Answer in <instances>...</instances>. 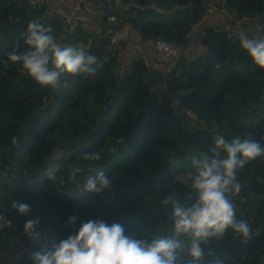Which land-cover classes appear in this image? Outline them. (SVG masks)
<instances>
[{
  "label": "trees",
  "instance_id": "obj_1",
  "mask_svg": "<svg viewBox=\"0 0 264 264\" xmlns=\"http://www.w3.org/2000/svg\"><path fill=\"white\" fill-rule=\"evenodd\" d=\"M77 1L60 3L87 13L93 0L79 6ZM122 1H130L127 11L137 9V16L114 13L117 22L107 24L106 12L65 25L46 4L0 0V205L15 223L0 230V250L23 252L22 264H34L33 253L52 250L88 220L119 223L125 234L149 243L172 238L173 204L164 201L172 197L185 207L196 202L193 159L210 155L217 135L251 137L264 145V70L254 67L239 44L240 32L264 36V0ZM210 8L216 9L213 19L204 21ZM32 20L51 26L62 46L95 55L100 65L95 74L61 76L55 89L40 88L20 64L5 66L14 44L23 50ZM114 34L121 38L111 43ZM158 39L176 44L182 54L157 66L149 63ZM95 152L100 160L83 159ZM74 164L85 171L70 181ZM99 170L110 187L85 191L86 180ZM236 178L239 193L227 195L236 219L249 225V236L229 228L201 240L204 255L193 264H264V156ZM13 201L30 210L18 214ZM152 208L156 218L142 220ZM28 220L37 221L31 234L22 232ZM176 238L184 245L176 264H189L191 237ZM0 262L9 259L0 254Z\"/></svg>",
  "mask_w": 264,
  "mask_h": 264
},
{
  "label": "clouds",
  "instance_id": "obj_2",
  "mask_svg": "<svg viewBox=\"0 0 264 264\" xmlns=\"http://www.w3.org/2000/svg\"><path fill=\"white\" fill-rule=\"evenodd\" d=\"M22 39L23 50L19 43L14 44L6 53L4 64H20L40 88L55 89L61 76L94 75L100 67L95 55L83 47L57 43L52 27L37 20L28 23ZM239 44L254 67L264 70V36L249 38L240 32ZM209 152L210 155L202 154L200 159L194 158L192 161L196 173L192 187L198 193L196 202L191 207H185L172 197L164 201L167 204L171 200L173 204L172 238H159L149 243L125 234L124 227L119 223L88 220L80 225L74 235L61 240L52 250L35 252L30 259L34 264H176V253L184 246L176 237L183 234L191 237L189 255L192 260L189 264H193L204 255L201 240L222 236L229 228L248 237L249 225L236 219V208L227 193H239L241 184L237 181V172L250 161L264 156V145L251 137L241 139L237 135L226 140L222 135H217ZM222 153L223 159L220 158ZM100 158L99 152L83 157L93 161ZM83 171L85 169L79 164L72 165L68 179L75 181ZM48 176L55 180L53 170H49ZM110 185L109 177L99 170L94 177H88L84 190L101 193ZM11 208L21 215L30 210L29 205L17 201L12 202ZM5 223L10 225V221ZM36 224V220L26 221L23 232L31 234ZM217 264L222 262L217 261Z\"/></svg>",
  "mask_w": 264,
  "mask_h": 264
},
{
  "label": "built area",
  "instance_id": "obj_3",
  "mask_svg": "<svg viewBox=\"0 0 264 264\" xmlns=\"http://www.w3.org/2000/svg\"><path fill=\"white\" fill-rule=\"evenodd\" d=\"M27 3L31 7L39 6L41 4H46L50 13H53L55 17L61 21L65 25H72L75 21H85L89 18L88 13H77V8L73 10H69L60 3L62 0H21ZM84 0H78L76 5H81ZM88 16V18H86ZM18 18L14 19L15 23H18ZM117 22V17L114 14H108L106 16V23L111 24ZM120 36L117 34L111 35L110 42L115 43L120 40ZM181 53V49L174 43H170L161 39L153 41L151 45V56L149 63H153L155 66L161 60L170 59V58H177ZM13 144H16L15 139H12ZM3 178L7 177L6 172L1 173ZM242 202L245 201L244 198L241 200ZM5 221H10V225L6 224ZM14 221L8 217L5 210L0 205V230H11L14 228ZM0 264H3L0 262Z\"/></svg>",
  "mask_w": 264,
  "mask_h": 264
},
{
  "label": "rangeland",
  "instance_id": "obj_4",
  "mask_svg": "<svg viewBox=\"0 0 264 264\" xmlns=\"http://www.w3.org/2000/svg\"><path fill=\"white\" fill-rule=\"evenodd\" d=\"M175 4V2H173ZM212 3L214 5L217 4V1L213 0ZM171 4V3H170ZM133 4L130 3V1L128 2H124L122 0H99V1H91L90 4H88L89 6V10H88V14L91 16H102L103 13L106 12H110L109 14H114L117 13L119 15H121L123 18H126L127 16H137V9H134L132 11H127L129 9L130 6H132ZM68 11L69 10H73L71 8H67ZM216 9L210 8L208 10H206L205 14H204V18L203 20H212L213 19V15L211 12H214ZM77 11V10H76ZM85 13L84 9L81 11L78 10V13ZM102 12V13H101ZM207 13V14H206ZM222 12L220 11V13H218V19L220 20V23L223 24L222 22H224V18L222 17ZM87 14H85L86 16ZM86 18H88V16H86ZM90 18V17H89ZM141 49H138V54L140 53ZM151 49L149 52V56H151ZM57 96V94H56ZM60 154H58L55 158L59 157ZM143 214V213H142ZM157 215V211L155 208L152 209H147L143 215H141L140 217L142 218V220L144 221H152L156 218ZM23 232V230H22ZM1 240L3 241L4 238L2 237ZM5 252V253H3ZM0 254L1 256H6L9 259V264H22L20 263V261L22 260L24 253L23 252H19L17 250H15L13 247H10L9 250L7 251H1L0 250ZM4 254V255H3ZM3 264H5L3 262Z\"/></svg>",
  "mask_w": 264,
  "mask_h": 264
},
{
  "label": "water",
  "instance_id": "obj_5",
  "mask_svg": "<svg viewBox=\"0 0 264 264\" xmlns=\"http://www.w3.org/2000/svg\"><path fill=\"white\" fill-rule=\"evenodd\" d=\"M182 52H183V51L181 50V53H180V55L182 54Z\"/></svg>",
  "mask_w": 264,
  "mask_h": 264
}]
</instances>
